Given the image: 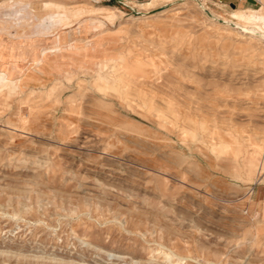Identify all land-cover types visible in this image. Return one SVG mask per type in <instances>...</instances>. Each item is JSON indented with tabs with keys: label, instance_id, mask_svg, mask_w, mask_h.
<instances>
[{
	"label": "rangeland",
	"instance_id": "rangeland-1",
	"mask_svg": "<svg viewBox=\"0 0 264 264\" xmlns=\"http://www.w3.org/2000/svg\"><path fill=\"white\" fill-rule=\"evenodd\" d=\"M0 76V264H264V37L194 0H0Z\"/></svg>",
	"mask_w": 264,
	"mask_h": 264
},
{
	"label": "bare ground",
	"instance_id": "bare-ground-1",
	"mask_svg": "<svg viewBox=\"0 0 264 264\" xmlns=\"http://www.w3.org/2000/svg\"><path fill=\"white\" fill-rule=\"evenodd\" d=\"M198 3L199 7L201 8L202 11L206 12L208 15H210L212 18H215L225 24L231 25L233 27H239L243 28L245 31L252 32L254 34H258L262 37H264V13L261 11H256V10H239V11H232L231 12V17L234 19L240 18L241 20L247 22L249 25L248 27H244L238 22L234 21H229L225 18L219 17L213 9H211L207 5L206 0H194ZM22 4V3H21ZM48 6V5H46ZM18 12H11L7 16L8 17H14L16 16L15 14ZM23 20V19H22ZM61 56H57L56 58H60ZM43 60V59H42ZM2 86H6L8 88L7 84V79L4 76H0V89ZM184 259V258H183ZM185 264V263H184Z\"/></svg>",
	"mask_w": 264,
	"mask_h": 264
},
{
	"label": "water",
	"instance_id": "water-1",
	"mask_svg": "<svg viewBox=\"0 0 264 264\" xmlns=\"http://www.w3.org/2000/svg\"><path fill=\"white\" fill-rule=\"evenodd\" d=\"M231 5H232V6H234V4H233V3H231Z\"/></svg>",
	"mask_w": 264,
	"mask_h": 264
}]
</instances>
